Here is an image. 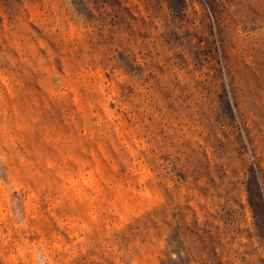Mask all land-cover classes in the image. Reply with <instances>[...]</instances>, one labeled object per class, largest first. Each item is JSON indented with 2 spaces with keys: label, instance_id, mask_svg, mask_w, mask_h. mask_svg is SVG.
<instances>
[{
  "label": "rangeland",
  "instance_id": "rangeland-1",
  "mask_svg": "<svg viewBox=\"0 0 264 264\" xmlns=\"http://www.w3.org/2000/svg\"><path fill=\"white\" fill-rule=\"evenodd\" d=\"M0 264H264V0H0Z\"/></svg>",
  "mask_w": 264,
  "mask_h": 264
}]
</instances>
